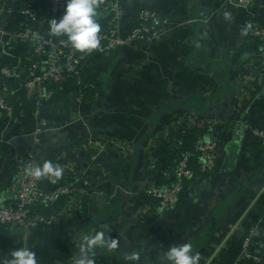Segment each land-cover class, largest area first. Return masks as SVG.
Segmentation results:
<instances>
[{
    "label": "crops",
    "instance_id": "obj_1",
    "mask_svg": "<svg viewBox=\"0 0 264 264\" xmlns=\"http://www.w3.org/2000/svg\"><path fill=\"white\" fill-rule=\"evenodd\" d=\"M23 5L37 12V31L51 26L45 22L49 0H3L1 6L18 11ZM132 6L168 15L170 32L100 59L99 92L88 101L57 87L53 101L40 103L19 81L0 77L13 109L11 116L0 113L1 206L17 203L10 185L18 159L33 153L60 166L61 178L45 180L62 184L89 166L93 144L104 148L84 191L62 197L57 222L31 230L27 240L0 228V261L27 248L38 264H78L84 237L101 230L117 246L92 250L95 264H168V248L184 244L199 254L198 264H256L240 262L250 227L258 229L253 254L264 255V153L252 136L264 128V66L248 35L252 19L264 23V0L250 9L228 0H134ZM24 21L0 14V29L18 31ZM7 42H0V70L28 60L23 44ZM204 117L217 123L210 130L221 149L216 170L189 184L177 208L146 205L144 191L177 183L164 155L174 156L188 125ZM125 186L132 191L128 200L118 197ZM142 208L146 214L138 216ZM133 253L138 259L128 260Z\"/></svg>",
    "mask_w": 264,
    "mask_h": 264
},
{
    "label": "built area",
    "instance_id": "obj_2",
    "mask_svg": "<svg viewBox=\"0 0 264 264\" xmlns=\"http://www.w3.org/2000/svg\"><path fill=\"white\" fill-rule=\"evenodd\" d=\"M132 0H95L97 21L101 25L100 45L97 49L80 52L71 46L66 35H56L51 31V26L44 31H37L35 25L39 18L35 9L31 5H23L18 11L2 7L3 0H0V14L21 15L25 18L22 29L14 32H6L0 29V42L7 39L8 45L23 44L28 48V60H22L18 67L4 66L0 70V77L5 81H19L22 89L35 93L38 101L50 102L53 100L55 92L50 90L51 85L65 83L68 78L78 80L80 84V69L84 63L95 55L120 52L124 49H137L139 46H148L160 41L170 32L171 20L168 16H163L157 11L142 8L137 12H130ZM231 4L241 9H250L254 0H228ZM66 8V0H49V12L46 17V23L51 20L59 21ZM133 20V21H132ZM38 34V38L36 35ZM249 42L258 47V62L264 66V23L257 19L250 22ZM27 61V62H25ZM8 90L0 86V113L11 116L12 107L8 104ZM77 98L81 101V94L77 93ZM205 119V117H204ZM217 124L215 121H200V128L209 124ZM212 129V128H210ZM254 139L261 140L264 144V128L252 130ZM13 147L12 142H8ZM94 145L96 151L103 148ZM195 152L199 154V164L202 172L210 175L217 168L218 156L221 152L219 145L215 141H208L198 144ZM101 151L98 153L100 155ZM192 153H183L180 155L179 164L176 168L177 183L169 187H152L146 191L145 196L154 199L158 203V208L162 210H173L177 208L186 185V180H193L194 175L189 168V156ZM99 157V156H98ZM97 155L95 158H97ZM60 160V159H59ZM38 166L36 157L29 153L25 158L18 159L16 164V178L12 181L17 203L15 205H0V227L21 231L24 235L41 225H51L57 222L62 216L63 201H60L56 207H53L51 217L44 218L41 215H31L30 206L36 203L54 204L55 199L60 197L77 196L82 188L67 182L54 193L52 187L50 191H44L39 187V179L25 174V169L29 166ZM95 168L93 165L87 167V170ZM78 172L72 174L75 175ZM86 175L85 172L82 173ZM126 189V195L120 188L122 196L126 199L130 197L132 191ZM130 190V191H129ZM79 196L80 193H79ZM125 199V198H124ZM123 199V200H124ZM57 212H56V211ZM138 216L146 214L145 209L138 211ZM258 229H251L250 234L244 238L240 262L254 261L256 264H264V255L255 256L252 251L254 239Z\"/></svg>",
    "mask_w": 264,
    "mask_h": 264
},
{
    "label": "clouds",
    "instance_id": "obj_3",
    "mask_svg": "<svg viewBox=\"0 0 264 264\" xmlns=\"http://www.w3.org/2000/svg\"><path fill=\"white\" fill-rule=\"evenodd\" d=\"M95 0H66V8L63 17L51 20V31L56 35H66L71 46L80 52L97 49L100 45L101 25L97 21ZM230 17L231 13H226ZM38 38V34H34ZM25 174L36 179L41 177H62L63 169L54 165L51 161H44L42 166L29 165ZM117 242L105 236V233L96 231L94 235L84 237V243L80 249L81 255L78 264H95L90 252L100 247L115 248ZM12 258L0 261V264H38L36 254L27 248H21L11 253ZM130 261H136L138 254L133 253L127 257ZM168 264H198L199 254L193 253L191 245L171 246L165 253Z\"/></svg>",
    "mask_w": 264,
    "mask_h": 264
},
{
    "label": "trees",
    "instance_id": "obj_4",
    "mask_svg": "<svg viewBox=\"0 0 264 264\" xmlns=\"http://www.w3.org/2000/svg\"><path fill=\"white\" fill-rule=\"evenodd\" d=\"M130 7V12H137L140 10V8L135 7V6H129ZM147 9V8H146ZM163 15V14H162ZM165 16V15H163ZM168 16V15H166ZM133 21V20H132ZM25 49V51H24ZM28 51V48H23V52ZM105 55L108 54H103V55H95L93 57H90L84 65L80 69V84H78L77 79H71L68 78L65 83H58L51 85L50 90H53L55 92L54 99L56 97V88L57 87H65L69 88L75 95L77 96L78 94H81L82 99L81 101H88L91 97L96 95L99 92V84L97 82V71L96 69L100 59L104 58ZM27 62V61H25ZM55 88V90H54ZM202 118H196L195 122L192 124L190 123L187 127V133L184 134L182 138V143L179 149L175 150V155L171 156L169 154L164 155L166 157V160L173 164L174 169L178 167L179 164V158L180 155L183 153H192L191 156H189V161L188 165L190 170L192 171L194 175L193 180H186L184 184L186 185L185 190L187 189V186L189 184H192L194 181L203 179L208 176L207 173L202 172L200 164H199V154L195 152V148L198 144L205 143L208 141H213L210 140V134H211V129H208L207 126L203 128H198L197 125L200 123ZM257 144L256 148L260 149L262 153H264V144L261 140L254 139ZM36 160H37V165L42 166L43 162L35 155ZM17 164V163H16ZM15 170H16V165H15ZM83 172L81 170L78 171L75 175L71 176V178L67 181L69 184H74V182L77 179H80L79 182L75 184V186H78L80 188H83L85 186V179H83V176L87 177L86 175L82 174ZM212 174V173H211ZM210 174V175H211ZM46 177V176H45ZM45 177L39 178V187L40 189L44 191H50V183H48L45 180ZM161 180V178H160ZM164 182H161V185H164ZM86 187V186H85ZM84 189V188H83ZM185 192V191H184ZM145 203L148 204H155V206H158V203L156 200L145 197ZM53 207H51L49 204L46 203H36L34 205L30 206V214L31 215H41L44 218H49L51 217L53 213ZM5 226H1L0 228H3Z\"/></svg>",
    "mask_w": 264,
    "mask_h": 264
},
{
    "label": "rangeland",
    "instance_id": "obj_5",
    "mask_svg": "<svg viewBox=\"0 0 264 264\" xmlns=\"http://www.w3.org/2000/svg\"><path fill=\"white\" fill-rule=\"evenodd\" d=\"M133 1L134 0H132L131 1V6H132V3H133ZM30 93H32V92H30ZM32 94H34L35 95V93H32ZM54 99V98H53ZM53 101V100H52ZM202 120H208V121H211V122H214L215 120L214 119H211V118H207V117H205V119L203 118ZM199 125H200V123H198V125H197V127L198 128H200L199 127ZM208 126H210L209 127V129L210 128H212V129H214L215 128V126H217L216 124H209ZM94 147V146H93ZM102 150H104V148L102 149ZM102 150H100V151H102ZM100 151H96V149H94V151H93V153L92 154H90V159H89V166L90 165H93L94 167H96L95 165H97V158H95L96 157V155H97V157L99 156L98 155V153L100 152ZM218 161V160H217ZM176 171V170H175ZM82 172H85L86 173V176L87 177H85V176H83V179H85L86 181H85V185L87 186L88 185V182H90V176L92 175V173L94 172V170L92 169V170H87V168L85 169V170H82ZM64 183V182H63ZM60 184V183H54V182H50V186L52 187V189L54 190L53 192L54 193H56L59 189H61V187L65 184ZM10 187H11V189H12V192H13V194L15 195V192H14V187H12V184L10 185ZM9 187V188H10ZM83 189V188H82ZM150 189V188H149ZM149 189H147V190H149ZM146 190V191H147ZM82 192L84 191V189L83 190H81ZM146 191H144L143 192V195H145V193H146ZM184 194V193H183ZM130 197H131V195H130ZM129 197V198H130ZM146 197V196H145ZM128 198V199H129ZM61 199H62V197H60L59 198V196L55 199V203L52 205V204H49L50 206H55L56 207V205L61 201ZM127 199V200H128ZM56 211V210H55ZM57 212V211H56ZM251 229H254V228H252V227H250L249 229H248V231H247V233L244 235V237H243V240H244V238L245 237H247L249 234H250V232H251ZM18 231V233L20 234V236L22 235V238H24L25 240H27V238H25V237H27V235H24L21 231H19V230H17ZM25 236V237H24ZM243 240H242V243H243ZM252 249V248H251Z\"/></svg>",
    "mask_w": 264,
    "mask_h": 264
},
{
    "label": "water",
    "instance_id": "obj_6",
    "mask_svg": "<svg viewBox=\"0 0 264 264\" xmlns=\"http://www.w3.org/2000/svg\"><path fill=\"white\" fill-rule=\"evenodd\" d=\"M129 189H130V188H129ZM130 190H131V189H130ZM130 190H129V191H130ZM118 197H119V198H122V194H121L120 189L118 190Z\"/></svg>",
    "mask_w": 264,
    "mask_h": 264
}]
</instances>
